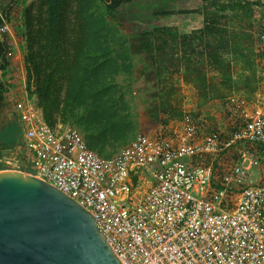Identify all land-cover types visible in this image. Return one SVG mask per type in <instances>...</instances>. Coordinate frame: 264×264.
<instances>
[{
  "label": "built area",
  "instance_id": "2783aa9c",
  "mask_svg": "<svg viewBox=\"0 0 264 264\" xmlns=\"http://www.w3.org/2000/svg\"><path fill=\"white\" fill-rule=\"evenodd\" d=\"M251 33L264 42V29ZM251 108L226 102V131L185 114L109 158L26 98L15 112L32 174L92 214L121 264H264V150L253 147L264 144V102Z\"/></svg>",
  "mask_w": 264,
  "mask_h": 264
},
{
  "label": "trees",
  "instance_id": "16d2710c",
  "mask_svg": "<svg viewBox=\"0 0 264 264\" xmlns=\"http://www.w3.org/2000/svg\"><path fill=\"white\" fill-rule=\"evenodd\" d=\"M15 2L10 0L0 12V26L8 21ZM97 2L113 22L118 9L133 0ZM251 9V3L244 0H202L200 28L179 33L172 27H154L137 36L130 55H144L150 60L160 81L151 89V101L145 106L148 116L159 120L158 126L181 121L187 114L181 109L177 88L162 81L168 67L180 71L182 82L195 90L199 106L210 100H226L233 93L252 95L256 91L260 79L257 68L264 65V42L256 40L261 44L255 49L248 35L222 22L237 19L248 23ZM198 46L202 49L199 52ZM29 47L25 58L26 88L33 83L42 117L50 127L57 121L75 124L87 147L103 158L111 157L131 141L133 124L123 93L115 83L113 54L98 36L77 33L68 20L61 21L56 3L51 2L47 17L35 19ZM8 53L6 38L0 35V73L9 66ZM204 66L216 71L218 79L208 78ZM7 91L8 85L0 78V116L11 109L5 101ZM10 121L8 117L0 126V134ZM15 146L22 147L21 136L15 141L0 137V158L7 148ZM253 147L264 150V144ZM234 158L235 154L229 161ZM261 169L264 172V160ZM22 170L33 173L28 159Z\"/></svg>",
  "mask_w": 264,
  "mask_h": 264
},
{
  "label": "rangeland",
  "instance_id": "374dc122",
  "mask_svg": "<svg viewBox=\"0 0 264 264\" xmlns=\"http://www.w3.org/2000/svg\"><path fill=\"white\" fill-rule=\"evenodd\" d=\"M262 1L256 0V3H251L249 25H247V20L240 22L237 19L222 20L234 30L248 35L255 49H258L261 43L253 38L251 32L254 26L264 29V3ZM6 2L7 0H0V10L3 9ZM51 2L56 3L61 21L68 20L71 27L79 34L92 32L113 54L115 70H117L115 83L121 89L127 104L129 118L133 124L132 139L140 134L156 130L159 120L148 116L145 106L151 101L149 99L151 89L154 85L157 86L160 81L155 75L154 64L150 60L145 59L144 55H130L131 45H135L137 36L141 32L150 31L154 27H172L179 33H189L200 28L203 22L202 0H133L132 3L118 9L113 22L104 15L103 6L97 0H16L11 7L5 31L0 35L6 38L9 47L7 54L9 62L14 57L13 52L23 54L27 94L24 98L30 100L41 114L37 96L33 92V83H30L26 88L25 58L30 52L29 38L35 19L42 20L47 17ZM201 50L200 46L196 48L197 52ZM204 72L208 78L218 79V73L208 66H204ZM165 73L162 81L177 88L181 109L187 114L204 116L221 130L228 129L224 118V106L227 100L233 99L238 103L249 105L250 108L253 105L254 107L260 106L264 102V65L262 64H259L257 68L256 76L260 79H258L257 89L252 95L233 93L228 95L226 100H210L202 106H199L195 90L182 82L180 71L177 72L176 68L168 67ZM32 96L35 99L31 98ZM6 113L8 114V112ZM12 118L0 137L9 141H15L19 136L22 139L21 126L17 123L14 115ZM7 120L6 115H1L0 126ZM64 127H74L79 131L75 124L62 123L61 121H57L53 128ZM252 178H257V175L252 174Z\"/></svg>",
  "mask_w": 264,
  "mask_h": 264
},
{
  "label": "water",
  "instance_id": "95a60500",
  "mask_svg": "<svg viewBox=\"0 0 264 264\" xmlns=\"http://www.w3.org/2000/svg\"><path fill=\"white\" fill-rule=\"evenodd\" d=\"M0 264H121L92 214L57 188L0 170Z\"/></svg>",
  "mask_w": 264,
  "mask_h": 264
},
{
  "label": "crops",
  "instance_id": "0c3cea01",
  "mask_svg": "<svg viewBox=\"0 0 264 264\" xmlns=\"http://www.w3.org/2000/svg\"><path fill=\"white\" fill-rule=\"evenodd\" d=\"M9 2L10 0H7L6 5L3 7V9L8 5ZM2 10H0V12ZM13 54H14V57L10 59L9 66L6 68L4 72L0 73V78L2 81H4L8 85V91L4 96H5V101L9 102L10 106H12L10 111H8V114L7 113L6 114L4 113V114L7 117H10V120L13 119L12 117L14 115L18 123L16 112H15V105L17 102L24 99V96L26 97L27 94L25 91V75H24L25 72L23 68L24 62L22 59L23 54H20L19 52H17V54L13 52ZM31 98L35 99L33 96ZM4 114L2 116H5ZM3 155L4 156H2L1 158L11 160L13 164H15L16 166H15V169H8L3 163H0L1 165L0 170L23 171L22 168L24 167L27 159L30 162V154L23 140H22V147L15 146V147L7 148L6 151H4Z\"/></svg>",
  "mask_w": 264,
  "mask_h": 264
}]
</instances>
